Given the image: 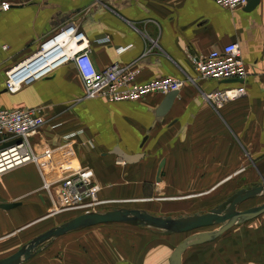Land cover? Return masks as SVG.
I'll return each instance as SVG.
<instances>
[{"label": "crops", "instance_id": "1", "mask_svg": "<svg viewBox=\"0 0 264 264\" xmlns=\"http://www.w3.org/2000/svg\"><path fill=\"white\" fill-rule=\"evenodd\" d=\"M3 1L11 7L0 10V108H36L47 123L30 136L37 163L0 175V204L17 205L0 208V260L31 240L33 236L26 234L30 227L48 219L53 207L45 180L54 183L77 169L92 174L101 200L128 199L143 206L152 199L133 197H144L145 189L148 197L147 190H156L175 197L167 202L198 203L220 187L235 188L228 198L264 180V0L250 13L245 8H221L214 0ZM68 28L88 41L96 69L117 63L136 70L139 84L165 78L182 81L187 76L196 83H185L161 116L156 115L166 97L161 94L141 102H75L84 96L83 82L71 61L14 95L3 92L8 71L43 56L42 46ZM57 42L64 51L63 41ZM229 43L241 48L247 94L216 110L203 100L202 92L239 87L242 82L200 80L195 62ZM117 152L142 158L128 163ZM144 182L150 185L144 187ZM50 189L57 199L56 185ZM154 207L147 210L156 211ZM254 224L234 226L217 238L215 254L211 247L190 248L182 255L183 264H228L221 252L223 242L243 249L235 250L231 264H264V249L252 250L243 238L245 232L254 235ZM147 230H108L104 235L89 230L82 233L85 251L79 248L62 257L48 253L61 246L55 240L23 264H170L174 249L158 243L162 236Z\"/></svg>", "mask_w": 264, "mask_h": 264}, {"label": "built area", "instance_id": "2", "mask_svg": "<svg viewBox=\"0 0 264 264\" xmlns=\"http://www.w3.org/2000/svg\"><path fill=\"white\" fill-rule=\"evenodd\" d=\"M221 8L227 10L244 9L248 5V0H214ZM11 3L0 1V10L7 11L10 9ZM73 29L68 28L60 32L65 34L68 42L73 43V52L69 59H64L57 63L55 67L49 68L41 75L40 71L35 72L37 77L31 78L29 81L19 79L20 86L14 85L10 79V73L6 74L7 92L14 95L23 85H27L34 80L46 77L55 68L64 62L71 61L77 70V74L83 82V93L80 99L75 102H80L93 98H103L111 103L117 101H144L151 95L161 94L169 95L170 92H180L183 86L188 81L191 84L196 83L195 79L186 77L185 79L165 78L140 83L136 80L137 72L128 67H122L117 63L108 66L105 69H96L88 50V41L81 33L73 36ZM59 35V34H58ZM57 35V36H58ZM56 36V37H57ZM55 37V38H56ZM61 50V48H60ZM122 49H119L121 51ZM45 48L42 46L41 54L45 53ZM241 48L236 43H229L223 49H214L209 54L202 56L195 62V72L200 80H231L236 79L242 82L239 87H230L225 90L216 89L211 93L202 92V98L205 102L213 105L216 110L225 106L226 103L234 102L247 94L244 81L248 77L246 64L241 57ZM60 57V56H59ZM49 61L55 62L57 59ZM44 69L49 67V63L44 65ZM41 111L36 108L23 109H1L0 108V138L3 142H11L20 139V143H15L0 150V175L16 170V168L30 162L37 163L38 156L33 151L30 145V136L39 130H43L46 125L45 119L42 117ZM56 185V195L52 196L50 187ZM46 190L51 197L52 209L46 217H53L62 214L74 212L88 213L102 210L114 202L113 200L100 198V187L95 182L92 174L85 169H77L73 173L61 176L54 183H49L45 180Z\"/></svg>", "mask_w": 264, "mask_h": 264}, {"label": "water", "instance_id": "3", "mask_svg": "<svg viewBox=\"0 0 264 264\" xmlns=\"http://www.w3.org/2000/svg\"><path fill=\"white\" fill-rule=\"evenodd\" d=\"M248 5L245 8L247 12L255 10L260 5V0H248ZM62 36L59 34L57 37ZM52 40L45 43V55L38 60L29 64V67L36 68L38 63L43 64L47 60H55L56 57L62 54L59 46L49 48L52 45ZM48 47V48H47ZM48 62V61H47ZM25 68L22 72H25ZM32 70V69H31ZM7 90H3L6 92ZM179 92H170L161 102L156 115L161 116L165 114L172 107V103L177 97ZM21 140L17 139L11 142H3L0 138V150L9 145L20 143ZM118 153V152H117ZM119 156L124 158L128 163L138 162L142 158L139 155H127L118 153ZM160 180V178H158ZM264 197V180L256 185H252L247 188L239 189L235 193L231 194L224 202L217 205L215 208H210L204 211H197L191 214H178V215H159L153 214L148 210L138 208H111L105 211L88 212L76 215L74 218L68 219L61 223V225L49 228L46 232L34 237L32 241L22 245L19 251L6 259H1L0 264H23L30 259H33L36 255L57 240L58 238L67 235L68 233H75L76 231L89 229L90 227L103 226L107 224H127L129 226H137L162 233L165 235L192 233L204 228L213 227V230H207L195 232L182 240L174 249V252L170 254V264H183L182 255L188 251V249L195 246H202L208 242L216 241L217 238L223 236L226 232L230 231L234 226L243 225L245 222L258 219L264 214V203L259 206H254L243 211L238 210L239 206L244 202L257 199V197ZM17 206L15 203L0 204L1 209H11Z\"/></svg>", "mask_w": 264, "mask_h": 264}, {"label": "rangeland", "instance_id": "4", "mask_svg": "<svg viewBox=\"0 0 264 264\" xmlns=\"http://www.w3.org/2000/svg\"><path fill=\"white\" fill-rule=\"evenodd\" d=\"M0 1H3V0H0ZM211 106L213 108H215L213 105H210V107ZM223 107H225V106H223ZM220 109H218V110H220ZM259 181L260 180H258L257 182H259ZM144 184H145L144 187H146L147 185H150L149 182H144ZM250 185H252V183ZM154 187L156 188L155 185H154ZM239 187H240V185H239ZM234 190H235V188H228V190H227V189H225V187H220L218 190L214 191V193L212 192L211 195L204 196L201 199H199L198 203H191L189 201L185 202L183 200H177V201H173V203H171V200H170V202H167V200H166V198H171V197H166V195H163V194H157L156 190H154L152 192L147 190L146 195L151 193V196L150 197L145 196V192H146V189H145V192L143 194L144 197L143 196L142 197H133L134 199L142 200V201L144 199H152L150 201V203H144V206H143V204H139V203H131V202L128 203L129 200L126 199V200H120L121 202L116 203V204L111 203L108 206L102 208V210H100V211L102 212V211H105V210H109L111 208H115L116 209V208H123V207L129 208V209L138 208V209H143V210L146 209L147 210V207L155 206L154 208H155L156 211H152V212L150 211V212L153 213V214H156L157 216H159V215H171V216H173V215H178V214L187 215V214H191V213L197 212V211H199V212L204 211L202 209L207 210V209H210L212 207H215V205H217L220 202H222L228 196V194L230 192H233ZM177 197H179V196H177ZM172 198H175V197H172ZM160 199H164V200H160ZM113 201H115V200H113ZM115 202H118V201L116 200ZM263 203H264V197L263 198H259L257 200H251L249 202H246L245 204H243L241 206L240 209L241 210H245V209H248V208L253 207V206L257 207V206H259V205H261ZM77 214H79V212H74V214L73 213H68V214H62L60 216L57 215V216L49 217L45 221L43 220L42 222H37L36 224H34L32 228L30 227V229H28L26 234H31V236L35 237V235H34L35 233H43L44 231L46 232L47 229H49L51 227H54V226H57V225H61V223L65 222V221H68V219H70L72 217L74 218L75 215H77ZM251 222L255 223L253 225V227H254V230H253L254 235L251 236L250 233L248 234V233L245 232V235H244L243 238H248L247 242L250 243V246H251L252 250H255L256 248L264 249V214L261 215L260 217H258V219H254ZM117 229L131 231V230H139L140 228L137 229L136 226H132V225H131V227H129V225H127V224H117V225H115V224H107V225H103L102 227L100 225L98 227L89 228L90 231H95L96 230V232H100V233H102V235H104L103 232H107L108 230H115L116 231ZM89 230H86V231L88 232ZM207 230H213V228H211V229H208V228L207 229H202V230H198V231H195V232H200L201 233L202 231H207ZM86 231H83V232H78L77 231L75 233L71 232V233H68L67 235L61 237V239L58 238L57 241L60 240L59 242H60L61 246L57 247L56 249H51L50 252H48V253L59 254L60 257H62L64 255L72 256L73 253H75L76 251H79V248H81V251H85L86 248L81 246L80 244H84L83 241L85 239V236H82V233H84ZM195 232H193V233H195ZM193 233H188V234L182 233V234H177V235L168 236V237L167 236H162L158 243H161L162 245L169 244V245H171V247L172 246L174 247V246L178 245L185 238H188V236H190ZM94 234L96 235L97 233H94ZM80 236H82V237H80ZM33 237H31L30 238L31 240H28L27 243L29 241H32ZM79 239L82 242L79 241ZM262 243H263V245L259 246ZM24 244H26V243H24ZM215 245L216 244L213 243V244L208 245L206 247H211V249H213L212 253L215 254L216 251H217V247H215ZM74 246H78V248H75ZM221 247H222V251L221 252L226 254L225 257H226V262L228 264H231L233 262L234 259H230V257H232V258L235 257L233 255H234V252H235L236 249L237 250H241V251L243 250L241 245H238L237 248L235 249L233 246L229 247V245L224 243V242L222 243ZM248 250H249V246L247 245L245 250H244V252L245 251L247 252ZM191 254H192V252L189 251V254L186 255V258L189 259ZM197 264H203V263H201V261H199ZM213 264H216V263H213Z\"/></svg>", "mask_w": 264, "mask_h": 264}, {"label": "bare ground", "instance_id": "5", "mask_svg": "<svg viewBox=\"0 0 264 264\" xmlns=\"http://www.w3.org/2000/svg\"><path fill=\"white\" fill-rule=\"evenodd\" d=\"M58 41V42H57ZM61 41H63V44H62V46L64 47V51H62V49H61V51L63 52V54H61L60 55V57H59V59H57L54 63L53 62H49V60H47L45 63H43V64H41L40 65V63H38V64H36L37 65V67L36 68H31V67H29V64L31 65V63L32 62H30V63H28L27 64V66L24 64V65H20L19 67H17V68H14L13 69V71L12 70H10V71H12L11 73H10V79H11V81H12V83H14V85H16V86H20V82L18 81V78L19 79H26L27 81H29L31 78H33V77H37L39 74L41 75V73H43L44 71H46L47 69H49V68H52V67H55V65L57 64V63H59V62H61L62 60H64V59H69V57L71 56V52H73L72 50H73V43H70V42H68L69 40L67 39V37L65 36V34H62V36H59V37H56V39H55V41L53 40L52 41V45H50V47L49 48H51L52 46H56V43L55 42H57V44H60V42ZM59 47H61L60 45H59ZM44 48H45V46H44ZM48 48V47H47ZM45 55V54H44ZM41 57H43V56H40L38 59H40ZM57 58V57H56ZM55 58V59H56ZM37 59V60H38ZM49 63V67L48 68H45L44 69V65H46V64H48ZM27 69L25 72H22L24 69ZM32 69V70H31ZM37 71H40V73L39 74H36V75H34L35 74V72H37ZM119 163H121V164H123L124 162H122V161H119ZM125 164V163H124ZM235 193V192H234ZM259 198H263V197H257V199H259ZM257 199H251V200H257ZM251 200H248V201H246V202H249V201H251ZM225 201V200H224ZM224 201H222V202H224ZM222 202H220L219 204H221ZM246 202H244L243 204H245ZM219 204H217V205H219ZM217 205H215V207L217 206ZM241 206H242V204L239 206V208H238V210H241L240 208H241ZM215 207H212V208H215ZM254 207V206H253ZM251 208V207H250ZM208 210V209H207ZM99 211V210H98ZM241 211H243V210H241ZM150 212V211H149ZM205 229V228H204ZM207 229V228H206ZM201 230V229H200ZM198 231V230H197ZM162 234V233H161ZM165 235V234H164ZM175 249V248H174ZM173 252H174V250H173Z\"/></svg>", "mask_w": 264, "mask_h": 264}, {"label": "trees", "instance_id": "6", "mask_svg": "<svg viewBox=\"0 0 264 264\" xmlns=\"http://www.w3.org/2000/svg\"><path fill=\"white\" fill-rule=\"evenodd\" d=\"M131 227V226H130ZM137 227V226H136ZM137 228H140V227H137ZM211 228H213L214 229V226L213 227H209L208 229H211ZM206 229V228H205ZM140 230H143V228H140ZM145 230H147V229H145ZM145 230H143V231H145ZM147 231H149V230H147ZM153 233H155V234H157L158 236H172V235H164V234H161V233H158V232H156V231H153ZM193 233V232H192ZM174 235H177V234H174ZM217 240V239H216ZM215 241H213V242H208V243H206V244H203L202 246L200 245V246H197V249H203V247L204 246H208V245H211V243L213 244ZM177 246V245H176ZM176 246H174V247H176ZM174 247L172 246V248L174 249ZM196 248V247H195Z\"/></svg>", "mask_w": 264, "mask_h": 264}]
</instances>
